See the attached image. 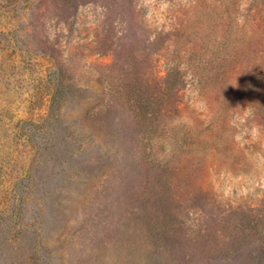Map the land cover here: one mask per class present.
<instances>
[{"label": "rangeland", "instance_id": "rangeland-1", "mask_svg": "<svg viewBox=\"0 0 264 264\" xmlns=\"http://www.w3.org/2000/svg\"><path fill=\"white\" fill-rule=\"evenodd\" d=\"M0 264H264V0H0Z\"/></svg>", "mask_w": 264, "mask_h": 264}]
</instances>
